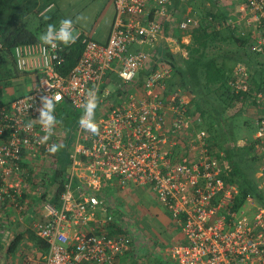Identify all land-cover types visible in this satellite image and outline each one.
<instances>
[{"label": "built area", "instance_id": "2783aa9c", "mask_svg": "<svg viewBox=\"0 0 264 264\" xmlns=\"http://www.w3.org/2000/svg\"><path fill=\"white\" fill-rule=\"evenodd\" d=\"M187 1L112 0L103 43L72 24L74 38L61 41L59 24L45 41L14 47V70L33 87L0 106V217H41L32 232L46 244L42 264H116L136 233L113 192L130 187L147 188L178 227L182 242L167 249L173 264H264V85L252 87V69L242 63L227 82L234 95H247L255 115L252 139L238 146L251 144L259 159V197L242 199L202 118L188 112L191 97L167 91L172 71L152 56L169 8ZM234 17L231 26L262 56L264 0H242ZM196 25L190 11L176 22L182 31ZM77 39L80 57L61 74L63 45ZM48 100L50 123L41 118ZM67 107L81 119L65 170L52 182Z\"/></svg>", "mask_w": 264, "mask_h": 264}, {"label": "trees", "instance_id": "16d2710c", "mask_svg": "<svg viewBox=\"0 0 264 264\" xmlns=\"http://www.w3.org/2000/svg\"><path fill=\"white\" fill-rule=\"evenodd\" d=\"M33 0H0V78L8 72L18 74L13 67L12 51L14 47L35 44L45 41L49 26L58 27L59 20L55 13L50 12L58 0H34L38 3L34 11L39 20L35 31L25 23H20L18 15L27 8ZM230 0H188L190 12L197 22L195 27L185 31L175 27L177 35H189L188 44H181L184 55H173L167 48H160L159 43L152 54L154 60H159L172 71L167 84V91L177 86L192 96L190 106L193 112L200 116L205 130L209 135V143L222 154V159L230 167L228 179L239 189L240 198L250 196L258 200V191L254 174L258 169L259 159L250 155L249 145L236 146L230 143L224 133V125L229 116L240 115L247 99V95L231 93L228 79L232 68L237 63L251 68L250 82L252 87L260 89L264 85V54H252L248 49L247 36L240 35V28L231 26ZM207 2L208 11L200 9ZM28 9V8H27ZM177 11L174 3L168 11V17ZM231 12V11H230ZM114 13V12H113ZM178 15H174V17ZM169 19L165 20L164 26ZM31 25V20L29 21ZM112 23V21H111ZM111 26V24H110ZM44 36L39 39L38 31ZM63 63L58 70L65 74L75 65L82 52L81 40L71 44H64ZM72 111V112H71ZM81 119V113L71 108H65L59 117L61 130L65 136V143L58 152V168L52 182H56L58 174L65 170L66 156L73 138V132ZM39 240V239H38ZM43 244V250L46 244Z\"/></svg>", "mask_w": 264, "mask_h": 264}, {"label": "rangeland", "instance_id": "374dc122", "mask_svg": "<svg viewBox=\"0 0 264 264\" xmlns=\"http://www.w3.org/2000/svg\"><path fill=\"white\" fill-rule=\"evenodd\" d=\"M200 7L205 12L209 10L207 2ZM50 12L55 13L59 20L69 19L71 24L84 36L99 42L103 40L106 34V28L114 10L112 0H58ZM38 24L39 20L32 17L30 25L32 31H35ZM45 31L46 28L42 32L38 31L39 39L44 36L42 33ZM143 49L146 50L147 48ZM9 70L11 69H8L7 74L0 78V106L9 99L26 94L33 87L31 78L26 75L10 73ZM246 107L244 106L240 115L229 116L226 119L224 133L230 143L235 141L249 142L252 139L255 130L253 118L255 115L251 109H246ZM134 190L132 191L134 192ZM143 194L146 196L140 197L134 204L135 207L129 208V213L133 211L135 216L132 226V230L136 233L135 238L137 239L135 241L137 243L144 242L143 236L145 235L150 248L158 247L166 251L167 254V249L171 246L167 242V240L169 241V232L178 230V227L174 225L170 217V220L168 219L169 215L167 216L165 213H163L165 217L157 218L155 211L162 213V210L158 204L152 201L147 192H143ZM123 215L127 217L129 222V215ZM165 220H167L166 226L164 225ZM169 263L172 264L170 260Z\"/></svg>", "mask_w": 264, "mask_h": 264}, {"label": "crops", "instance_id": "0c3cea01", "mask_svg": "<svg viewBox=\"0 0 264 264\" xmlns=\"http://www.w3.org/2000/svg\"><path fill=\"white\" fill-rule=\"evenodd\" d=\"M241 1L242 0L229 1V3L231 4L230 5L231 12L229 11V13L233 12L232 16L231 14H229L232 20L235 19L234 14L236 13ZM37 7H38V3L34 0L31 1L29 3V6L27 7L28 9L23 8V10L19 13L18 21H20V23H25L26 21L27 22L26 25L30 26L29 21L32 19V17H35L34 11L37 9ZM190 9L191 8L187 2L177 3L176 13L178 16L174 17L173 15L172 17H170V19L172 20L175 19L176 21L174 20L171 22H166L164 30L162 32V38L159 41L160 48L163 47L167 48L169 52L175 56L178 54L184 55V50L181 47V44L185 45L188 44L189 42V35H186V33H181V35H177L175 33L174 29L176 27V22L177 19L182 17V15L187 14L190 11ZM112 18H113V14L110 16V21L106 28V34L103 37V40L99 41L100 43L106 41ZM178 88L180 89V87ZM181 92L182 94L184 95L188 94L191 97L189 104L187 105V110L192 115H194L195 113L193 112V109L190 106L192 96L184 90H181ZM12 99L7 100L5 103H8V101ZM253 118H255V116ZM238 143L239 141L238 142L235 141L236 146L239 145ZM132 190H134V192ZM143 192H147L151 196L152 201L158 204V202L154 200L153 194L151 195V193H149L147 188L130 187L117 193L113 192V194L116 195V198L114 200L115 203L119 204L121 208L126 210L127 215H129L128 217L130 219L129 224L130 225L132 224V226L135 221L134 220L135 216L133 211L129 213V208L135 207L134 204H136V201L140 197L143 198L144 196H146L145 194H143ZM159 207L162 210V213L155 211L156 217L161 219V217H165L163 216L165 214L168 216L167 212L160 205ZM10 219L11 218L9 216L0 217V264H42V256L44 254L43 244L39 242L38 238H36L32 232L33 222L40 220L41 217H39L38 215L29 216L25 214L20 221L19 220L13 221ZM168 219L170 220L169 216ZM166 223L167 220L164 221V225ZM169 233H170V236L168 237L169 241L167 240L169 245L182 242V236L179 230H176L174 232L170 231ZM143 237L145 241L142 243H137L135 241L137 238H135L134 243L131 246V249L128 252L121 255L117 259L116 264H171L169 263L170 258L169 256H167L168 252L166 254V251L158 247L154 249L150 248L147 238L145 237V235Z\"/></svg>", "mask_w": 264, "mask_h": 264}, {"label": "clouds", "instance_id": "9594fccd", "mask_svg": "<svg viewBox=\"0 0 264 264\" xmlns=\"http://www.w3.org/2000/svg\"><path fill=\"white\" fill-rule=\"evenodd\" d=\"M71 25V21L69 19H65L61 21V26L59 31L57 32V39L61 40V41H67L70 38H74V33L70 27ZM53 34V29L52 26H49V30H48V36L50 37ZM45 39H47V37H44ZM53 105V101L52 100H48L47 101V108L45 109V112L41 113V118L44 119L46 122H51V120L53 119V115L52 113L48 110L52 107Z\"/></svg>", "mask_w": 264, "mask_h": 264}]
</instances>
